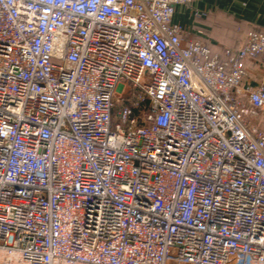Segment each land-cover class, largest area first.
I'll return each instance as SVG.
<instances>
[{
  "label": "built area",
  "instance_id": "built-area-1",
  "mask_svg": "<svg viewBox=\"0 0 264 264\" xmlns=\"http://www.w3.org/2000/svg\"><path fill=\"white\" fill-rule=\"evenodd\" d=\"M193 1L0 0V264H264V33Z\"/></svg>",
  "mask_w": 264,
  "mask_h": 264
},
{
  "label": "crops",
  "instance_id": "crops-1",
  "mask_svg": "<svg viewBox=\"0 0 264 264\" xmlns=\"http://www.w3.org/2000/svg\"><path fill=\"white\" fill-rule=\"evenodd\" d=\"M172 22L185 29V40H203L220 52L227 47L239 48L249 30L264 33V0H194L190 5L177 4ZM246 70L245 83L256 86L262 80V62L248 59ZM256 121L254 125L259 126Z\"/></svg>",
  "mask_w": 264,
  "mask_h": 264
},
{
  "label": "rangeland",
  "instance_id": "rangeland-1",
  "mask_svg": "<svg viewBox=\"0 0 264 264\" xmlns=\"http://www.w3.org/2000/svg\"><path fill=\"white\" fill-rule=\"evenodd\" d=\"M118 88L119 90H121L122 85H119ZM247 115L251 123L255 124V120H257L259 122V126L258 125L257 126L264 131V113H260V114L259 113L258 114L248 113Z\"/></svg>",
  "mask_w": 264,
  "mask_h": 264
}]
</instances>
